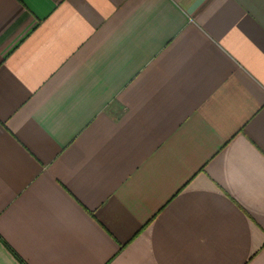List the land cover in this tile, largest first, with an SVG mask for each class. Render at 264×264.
<instances>
[{
	"label": "crops",
	"instance_id": "0c3cea01",
	"mask_svg": "<svg viewBox=\"0 0 264 264\" xmlns=\"http://www.w3.org/2000/svg\"><path fill=\"white\" fill-rule=\"evenodd\" d=\"M0 264H264V0H0Z\"/></svg>",
	"mask_w": 264,
	"mask_h": 264
}]
</instances>
